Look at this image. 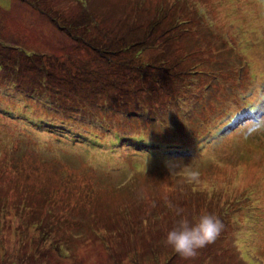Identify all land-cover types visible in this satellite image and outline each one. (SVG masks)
Instances as JSON below:
<instances>
[{
  "label": "rangeland",
  "instance_id": "obj_1",
  "mask_svg": "<svg viewBox=\"0 0 264 264\" xmlns=\"http://www.w3.org/2000/svg\"><path fill=\"white\" fill-rule=\"evenodd\" d=\"M0 264H264V0H0Z\"/></svg>",
  "mask_w": 264,
  "mask_h": 264
},
{
  "label": "clouds",
  "instance_id": "obj_2",
  "mask_svg": "<svg viewBox=\"0 0 264 264\" xmlns=\"http://www.w3.org/2000/svg\"><path fill=\"white\" fill-rule=\"evenodd\" d=\"M174 211L181 218L167 231L165 243L181 258L192 260L200 249L216 240L223 224L217 216L207 211L192 220L182 215V208L176 207Z\"/></svg>",
  "mask_w": 264,
  "mask_h": 264
},
{
  "label": "trees",
  "instance_id": "obj_3",
  "mask_svg": "<svg viewBox=\"0 0 264 264\" xmlns=\"http://www.w3.org/2000/svg\"><path fill=\"white\" fill-rule=\"evenodd\" d=\"M50 18L52 19V22H54L60 30H65V29H63L62 26H60V24H59L58 19H60V18L53 16V14H52V17H50ZM69 35H70V37H72V33H69ZM72 38L75 39L76 41L81 42L80 40H78V37H77V39H76L75 37H72ZM31 54H32V53H31ZM35 55H38V54H37V53H36V54L33 53L32 55L28 54L29 57H32V56H35ZM17 70H18V69H17Z\"/></svg>",
  "mask_w": 264,
  "mask_h": 264
}]
</instances>
